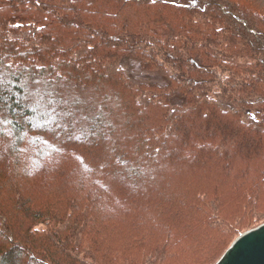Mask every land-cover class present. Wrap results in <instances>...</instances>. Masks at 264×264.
Returning <instances> with one entry per match:
<instances>
[{"label":"trees","instance_id":"1","mask_svg":"<svg viewBox=\"0 0 264 264\" xmlns=\"http://www.w3.org/2000/svg\"><path fill=\"white\" fill-rule=\"evenodd\" d=\"M262 222L258 3L0 0V264H214Z\"/></svg>","mask_w":264,"mask_h":264},{"label":"water","instance_id":"2","mask_svg":"<svg viewBox=\"0 0 264 264\" xmlns=\"http://www.w3.org/2000/svg\"><path fill=\"white\" fill-rule=\"evenodd\" d=\"M214 264H264V222L240 233Z\"/></svg>","mask_w":264,"mask_h":264},{"label":"rangeland","instance_id":"3","mask_svg":"<svg viewBox=\"0 0 264 264\" xmlns=\"http://www.w3.org/2000/svg\"><path fill=\"white\" fill-rule=\"evenodd\" d=\"M252 2H256L260 5V8L264 10V2L261 1V0H251ZM134 69H135V73H134V77H136L137 79H139V77H145V78H149L151 80H154L158 83H163L165 82V78L160 76V75H155L154 73H151V72H146V71H143L141 70L138 66H137V63H134ZM144 171H146V169L144 168ZM253 224H250V226H252ZM7 262V259L5 260ZM9 263V261H8Z\"/></svg>","mask_w":264,"mask_h":264}]
</instances>
